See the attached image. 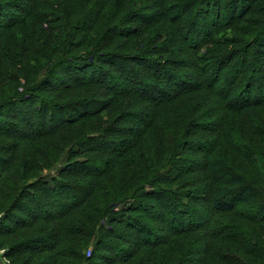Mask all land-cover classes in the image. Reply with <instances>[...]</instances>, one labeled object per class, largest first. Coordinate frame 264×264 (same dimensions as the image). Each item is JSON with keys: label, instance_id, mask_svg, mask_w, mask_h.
Instances as JSON below:
<instances>
[{"label": "trees", "instance_id": "1", "mask_svg": "<svg viewBox=\"0 0 264 264\" xmlns=\"http://www.w3.org/2000/svg\"><path fill=\"white\" fill-rule=\"evenodd\" d=\"M133 2L0 0V192L9 204L4 215L17 214L6 233L41 220L50 226L48 235L12 245L16 256L89 260L75 251L93 233L77 227L95 228L101 213L117 220L114 205L128 200V216L139 218L127 216L134 248L121 264L173 243L176 258L157 264L192 263L193 254L202 256L195 264H264V0H148L137 10ZM236 22L246 25L242 51L225 50L218 37L207 40L216 51L209 58L191 54L198 48L190 39ZM157 23L168 26L157 37L169 41L134 50ZM93 137L115 141L104 148ZM61 156L58 174L39 173ZM171 167V176L163 174ZM194 235L200 252L185 245ZM111 237L108 249L124 248ZM28 242L32 249L22 252ZM143 253L136 264H152Z\"/></svg>", "mask_w": 264, "mask_h": 264}, {"label": "rangeland", "instance_id": "2", "mask_svg": "<svg viewBox=\"0 0 264 264\" xmlns=\"http://www.w3.org/2000/svg\"><path fill=\"white\" fill-rule=\"evenodd\" d=\"M5 1V0H3ZM171 1V0H170ZM135 3V9L137 10L138 8V5H144L145 3H148V0H134ZM210 5V3H209ZM207 6V5H204V7H208L210 9H215V8H218L214 5H211L210 6ZM148 9H150L148 7ZM170 9V8H168ZM152 10V9H151ZM149 10L148 12L146 11V15H148V13L151 11ZM204 10H208L207 8H205ZM169 11V10H168ZM207 12V11H206ZM212 12V11H211ZM3 13H7L6 11L3 12ZM174 13V12H172ZM170 15L171 12L169 13ZM5 16V14H4ZM212 16V13L208 14L207 17H210ZM146 17L144 16L143 19H145ZM201 18V16H200ZM202 18H205L204 16H202ZM201 18V19H202ZM222 18V17H221ZM227 18H224L223 20H227ZM223 21V22H224ZM198 25H197V30L199 29V27L201 26V22H199V20L197 21ZM246 25L243 24V23H239V22H236L234 23L231 27H229L228 29L226 28V25H225V29L221 32H219L218 34L216 32H214L212 34L211 37L207 36V37H203L201 36V39L198 35V39L196 40H189L188 43H192V45L196 44V50H193L191 52V54L196 57L197 61H199L198 59V56L200 57H210L211 54H213V52H216L215 50H213V46L211 43L208 44L207 40L210 39V38H217L219 37V39H221V41H223V44L225 45L224 48H226L225 50H232V49H236L238 52L242 51L241 46H240V43L238 42L239 40H244L243 38H245L246 36H242V34L240 33V31L242 30L243 27H245ZM168 27V26H167ZM163 28L161 27V24H156V25H152V26H149L148 27V32H147V36L145 37H142V39H144L142 41V39L140 38V40H138L136 47H134V50H142V49H148V48H155V46L159 47V46H162L163 44H165L167 41L168 38H162L161 36L160 37H157V34H160L162 36H165L167 31H168V28ZM251 36V35H250ZM80 34L78 36L75 37V40H79L80 38ZM195 38V37H194ZM247 39V38H246ZM124 39L123 40H118V43H123ZM189 43V44H190ZM180 43L176 44V46L180 47L179 46ZM133 48V47H131ZM86 47H80V50H85ZM91 49V48H90ZM124 51H126V49H123ZM155 50V49H154ZM218 51V50H217ZM235 51V50H234ZM250 54H251V51H250ZM187 55V54H182V56L180 55H169L167 54L166 58H170V59H175V60H178L180 61L182 58H184V56ZM156 57V55H154ZM182 57V58H181ZM181 58V59H180ZM194 63V62H193ZM180 71V73L183 75V76H187L188 74V71L187 70H178ZM185 79H187V77H185ZM21 82H19L18 84H15L14 86H16V90L17 91H22L23 89V86H21ZM255 98H261V96H256ZM123 101L120 100V103H122ZM91 107V106H90ZM127 108L129 109V107L127 106ZM129 111L132 113H137V114H146V110L139 106L137 108H134V107H131L129 109ZM131 113H128L129 116H131ZM133 114V113H132ZM127 119L125 118L124 120H122L120 123H119V127H125L126 126V121ZM102 122H104V124H107L108 123V119L107 118H103L102 119ZM97 138V139H96ZM90 139H93L94 141L92 142V145H100L104 148H107L108 146H111V141H115V140H111L108 138V137H93V138H90ZM0 141H1V138H0ZM6 143V142H5ZM9 143V142H8ZM84 147H89L91 146V143H84L83 144ZM185 155V154H184ZM186 155H190L188 153H186ZM96 154H93V155H88V157H92V159H95L96 157ZM87 155L86 154H83L81 155L80 157L78 156L77 159L81 160V162H83V158H86ZM62 161L58 162V163H54L51 167L49 168H45V169H42L39 173L41 175H45L46 178L48 179H51V176H54L56 174H58L59 172L58 171H61L63 170V168L65 167L66 163H65V160L66 158L64 157H60ZM77 159H72V160H77ZM84 169H87V170H92V171H96L99 169H96V168H93L94 166L86 163L83 165ZM114 170L116 171V173L118 174L120 168L117 170V168L115 167ZM173 169L172 167L170 168L169 171H164L163 174H166L168 176H171V174L173 173ZM32 180V179H29V181ZM148 191H150L151 189L150 188H146ZM2 190L0 192V264H53V262L55 263L54 260H51L49 258V260H51L52 262H45L44 259H48L46 257H48V253H44L43 255H40V256H32L30 255V252H27V251H30V249H32V243L31 242H28V243H31L30 245H19V247L21 248L22 252H27L25 253L24 255L22 256H16L17 254V250L15 247H13L12 245L16 244V243H20L21 241H23L24 239H27V238H34V237H39L41 235L43 236H46L48 235L47 234V229L50 228V226H46L44 224V222L41 220L40 222H37L38 226H34L32 228V230H25V229H21L19 232H17L16 234H13V235H10L8 233H6V231L8 229H11L12 226L15 224V221H16V215L15 213H13L11 211V213L9 214H6L4 215L5 213V209L6 207L9 205L8 203L5 202V200L3 201L1 198L2 195ZM7 201V200H6ZM11 202V200H10ZM129 205H132L131 202H129L128 200L124 201V202H121V203H117L114 205V209L115 210H121L113 215H117L118 217L116 218L117 220L114 219V221H109V216L108 215H105L104 213H101L98 217V221H97V226L93 229H90L88 226L87 227V230H84L82 227H85V226H82V227H77L79 230H80V234H85V231L89 232V231H92L93 234H91L88 238H86L84 240V243L85 244V247L82 249H79L77 252L75 251L76 253V257L78 255H80L79 257H83V258H88L90 256H92L93 258H89V260L87 259L86 261H82L80 260L79 262H77V260L73 259V258H60L58 259V262L61 263V264H109V262H114L113 264H121L120 261L122 258H120L119 256L120 255H128L129 252L134 248L133 247V243L132 241L130 242L129 240V234H130V228L126 226V223L128 222V214H133V213H129L130 209H129ZM53 210V211H52ZM48 211L50 212H56L57 211V208L56 206L55 207H52V208H49ZM104 212V211H103ZM128 216V217H127ZM138 216V215H137ZM218 217V216H216ZM131 219H136V218H139L138 217H129ZM141 223L143 224H146L148 225L149 228L151 229H158V226L157 225H154L152 224L151 222L147 221V220H143L141 219ZM138 225V224H136ZM44 227L43 232L41 231H37V228L40 229V227ZM46 226V227H45ZM86 229V228H85ZM164 230V229H163ZM163 233V231H161V234ZM160 234L159 231H155L154 232V236H149L147 237L148 239L150 238V241L151 240H156V236ZM111 235H117V236H120V239H118L117 241L120 240V244H123L124 248L122 247H119V248H114L113 251H111L110 249H108V247L106 246L107 245V242L108 240H114L116 239L114 237V239L111 237ZM85 236V235H84ZM198 235H194L192 237H190V240L189 242H185L186 240H184V244L187 245L190 247V250L192 252H195V251H199L200 252V248L202 247H198L199 246V239L196 237ZM111 237V238H110ZM40 239V237L38 238ZM82 239V238H81ZM80 239V240H81ZM88 239V240H87ZM162 240V239H160ZM41 241V240H39ZM100 241H102L101 243H99ZM43 244V243H41ZM179 245L173 243L171 245H168V246H162L160 247L158 250L154 251V250H151L149 248H144L143 250H141V252L138 254V258L140 261H142L143 259L141 258V255H143V251L145 252V254L148 256V257H152L153 258V262L152 264H157L158 262L160 263H163V262H167V261H171L175 257L174 255V252L177 251V248ZM201 246H203V243L201 244ZM120 249H123V250H120ZM65 251H68V249H65ZM9 254V255H8ZM78 254V255H77ZM151 254V255H150ZM102 255H105L106 258L104 257H101ZM202 256L201 255H198L196 256L195 254L193 255H190L189 259L192 263H188V264H195L198 260H201ZM136 259V260H137ZM47 260V261H49ZM120 260V261H119ZM133 261L131 264H136L137 261ZM138 260V261H139ZM155 260L157 262H155ZM116 261H118V263H116ZM180 262V260H179ZM169 263V262H167ZM166 263V264H167ZM181 263L184 264V260H181ZM150 264V262H149Z\"/></svg>", "mask_w": 264, "mask_h": 264}]
</instances>
